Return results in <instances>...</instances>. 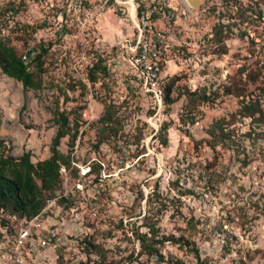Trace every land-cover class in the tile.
<instances>
[{"label": "rangeland", "instance_id": "obj_1", "mask_svg": "<svg viewBox=\"0 0 264 264\" xmlns=\"http://www.w3.org/2000/svg\"><path fill=\"white\" fill-rule=\"evenodd\" d=\"M141 15L170 46L160 106L133 80ZM0 39L41 81L0 72V153L46 158L55 108L77 127L40 212L0 207V264H264V0H0Z\"/></svg>", "mask_w": 264, "mask_h": 264}, {"label": "trees", "instance_id": "obj_2", "mask_svg": "<svg viewBox=\"0 0 264 264\" xmlns=\"http://www.w3.org/2000/svg\"><path fill=\"white\" fill-rule=\"evenodd\" d=\"M260 10L257 18H260ZM46 48L40 47L32 56V63L36 70H42V56ZM160 68V65H159ZM96 64H92L87 70V77L94 81ZM0 72L5 76L19 82L23 90L39 89L41 81L36 78V72L29 70L25 61L15 53L14 49L0 39ZM161 101L168 103L169 88H161ZM110 106L103 107V112L98 118L100 123L110 121ZM51 119L56 125L55 131L48 145V156L36 162H31L29 152L24 151L18 157L3 155L0 153V207H7L10 212L23 218L36 216L44 206L46 194L54 195L60 186L59 167L68 165L70 158L68 153H62L57 149L60 138L67 136L69 147L73 146L76 135V124L69 126L68 114L57 108L51 111ZM165 143V138L161 139ZM148 234V235H147ZM139 252L146 256L155 255L157 260L162 257L156 249V243L162 239L155 238V231L148 227L146 233L137 234ZM194 258L198 260L197 249H190Z\"/></svg>", "mask_w": 264, "mask_h": 264}, {"label": "built area", "instance_id": "obj_3", "mask_svg": "<svg viewBox=\"0 0 264 264\" xmlns=\"http://www.w3.org/2000/svg\"><path fill=\"white\" fill-rule=\"evenodd\" d=\"M172 13L170 11H163L162 16L167 20L172 19ZM146 29V34L140 36L137 42L136 57L133 60V67L135 70V76L133 80L135 84H141L144 92L150 94L154 99L156 105L161 104V88L158 84V73L161 57L163 54H169L170 46L165 42L160 32L153 31L150 26L147 16L141 15ZM24 60V55L20 56ZM84 173V172H83ZM27 231H23L20 237H24ZM53 232L48 234L47 240L53 236ZM22 239L18 240L20 243ZM45 243V240H41V245Z\"/></svg>", "mask_w": 264, "mask_h": 264}]
</instances>
